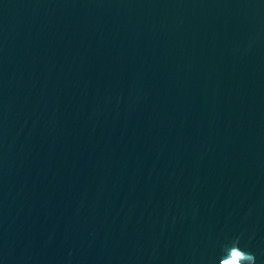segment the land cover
I'll use <instances>...</instances> for the list:
<instances>
[{"label": "water", "instance_id": "95a60500", "mask_svg": "<svg viewBox=\"0 0 264 264\" xmlns=\"http://www.w3.org/2000/svg\"><path fill=\"white\" fill-rule=\"evenodd\" d=\"M237 237L264 264V0H0V264Z\"/></svg>", "mask_w": 264, "mask_h": 264}, {"label": "clouds", "instance_id": "9594fccd", "mask_svg": "<svg viewBox=\"0 0 264 264\" xmlns=\"http://www.w3.org/2000/svg\"><path fill=\"white\" fill-rule=\"evenodd\" d=\"M254 254L245 252L239 247V238L237 237L233 242L230 249L229 259L225 261V264H254Z\"/></svg>", "mask_w": 264, "mask_h": 264}]
</instances>
